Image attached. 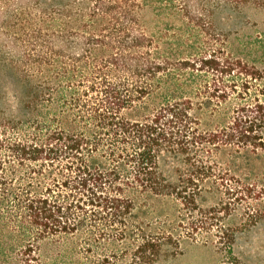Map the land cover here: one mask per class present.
Returning <instances> with one entry per match:
<instances>
[{"label":"trees","instance_id":"obj_1","mask_svg":"<svg viewBox=\"0 0 264 264\" xmlns=\"http://www.w3.org/2000/svg\"><path fill=\"white\" fill-rule=\"evenodd\" d=\"M252 10L0 0V264H164L201 237L234 258L229 205L264 219Z\"/></svg>","mask_w":264,"mask_h":264},{"label":"rangeland","instance_id":"obj_2","mask_svg":"<svg viewBox=\"0 0 264 264\" xmlns=\"http://www.w3.org/2000/svg\"><path fill=\"white\" fill-rule=\"evenodd\" d=\"M240 34L264 36V10H252L246 24V33ZM206 199L208 202L215 200L212 195ZM218 199L216 196V201ZM228 213L225 223L231 226V233L234 232V258L226 254L223 244H219L217 238L201 237L185 242L182 251L164 264H264V219L253 224L252 220H247L248 217L239 215L233 205H229Z\"/></svg>","mask_w":264,"mask_h":264}]
</instances>
